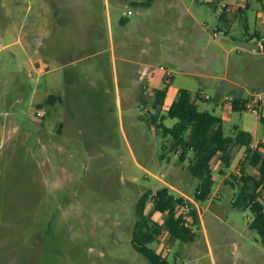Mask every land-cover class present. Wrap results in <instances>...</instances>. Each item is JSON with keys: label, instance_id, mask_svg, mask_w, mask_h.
<instances>
[{"label": "rangeland", "instance_id": "1", "mask_svg": "<svg viewBox=\"0 0 264 264\" xmlns=\"http://www.w3.org/2000/svg\"><path fill=\"white\" fill-rule=\"evenodd\" d=\"M134 1L0 0V264H151L131 230L139 197L164 186L182 197L176 215L193 231L158 235L172 264H264L253 212L232 205L228 182L257 174L246 147L231 148L229 166L213 158L211 192L197 200L199 179L153 124L142 90L166 89L167 104L188 89L226 136L237 126L255 147L264 139V0H240L247 6L223 17L216 0ZM140 62L152 82L140 80ZM235 96L260 112L232 110ZM154 108L155 123L176 121L166 105ZM259 194L264 205V185ZM152 205L149 196L146 214Z\"/></svg>", "mask_w": 264, "mask_h": 264}, {"label": "trees", "instance_id": "2", "mask_svg": "<svg viewBox=\"0 0 264 264\" xmlns=\"http://www.w3.org/2000/svg\"><path fill=\"white\" fill-rule=\"evenodd\" d=\"M152 1L134 2L150 5ZM241 9L238 8V10ZM256 35L264 41V34L257 32ZM154 95L152 107L160 108L166 97V89H155ZM197 96L201 98L199 93ZM54 100V96L48 97L49 102ZM252 100V98L235 96L230 102L231 109L252 110V107L246 105L249 101L252 103ZM166 113L169 117L176 118L171 126H166L162 122L155 123L160 115L156 112L152 114L153 124L161 128L163 135H169L172 138L171 150L176 152L181 160L189 159V171L199 179L194 194L197 200H204L211 192L215 181L211 165L213 158L219 154L225 166H229L232 159L231 148L235 145L246 147L249 164L257 169V174L231 175L234 180L228 179V182L232 187L237 186L232 205L237 208L251 209L254 216L250 225L257 230L261 243L264 245V205L259 199V190L264 185V152L258 148L264 146V142H258L255 147H251V134L246 130L238 129L237 126H235L237 130L234 136H226L222 127V118L208 111L199 110L188 89L178 91L176 98L166 107ZM160 118H164V115ZM261 119L264 120V116H261ZM240 171L244 172L242 168ZM149 196L152 197L153 205L150 213L146 214L144 206ZM182 200L181 196H175L168 187L164 186L157 188L152 194L149 191L144 192L136 203L137 219L133 223L130 241L133 248L143 254L151 264H172L169 258L157 251L155 246L162 229H166L174 238L189 239L193 236L190 227L185 226L183 216L176 215V207ZM189 211L192 215V223H196L195 210ZM154 212L165 213L163 224L152 221L151 213Z\"/></svg>", "mask_w": 264, "mask_h": 264}, {"label": "built area", "instance_id": "3", "mask_svg": "<svg viewBox=\"0 0 264 264\" xmlns=\"http://www.w3.org/2000/svg\"><path fill=\"white\" fill-rule=\"evenodd\" d=\"M206 2H209V0H205ZM217 3H218V7H219V12H218V15H221L223 14L226 10L228 9H238V8H243L245 7L246 5V2L245 1H239V0H236V1H233V2H228L226 0H216ZM126 14H131V11L128 10ZM257 47H258V50L259 52H264V41L263 39L259 40L258 41V44H257ZM161 68H164L163 66H161ZM257 97L255 99H261L263 96H260V95H256ZM254 98V97H253ZM231 99H227V100H230L231 102ZM257 104V103H256ZM246 105L248 107H252L253 109L252 110H257V107H254V104L251 103L250 101L246 103ZM260 112V111H258ZM45 114V112L41 109H39L37 112H36V115L39 116V117H43ZM260 142H264V139L261 140ZM253 145L255 146L256 144L253 143Z\"/></svg>", "mask_w": 264, "mask_h": 264}, {"label": "crops", "instance_id": "4", "mask_svg": "<svg viewBox=\"0 0 264 264\" xmlns=\"http://www.w3.org/2000/svg\"><path fill=\"white\" fill-rule=\"evenodd\" d=\"M139 1H141V0H139ZM233 1H236V0H233ZM240 1V0H239ZM229 2H232V1H229ZM226 14V12H224L223 14H222V17L224 16ZM41 41V38L40 37H38V43ZM140 63H142V62H140ZM145 67H144V70L140 73V75H142V77H141V81L143 80V82H152L153 81V73H150V71L149 70H147L148 68H146L147 67V65H149L148 63H142ZM144 79L146 80V81H144ZM143 92H146V95L149 97L150 96V98L151 99H153V101H154V99H155V95H154V88H145V87H143ZM166 98H167V95H166V97H165V99H164V103H163V105H166V107L170 104V102L173 100H170L167 104H165V102H166ZM242 98H245V97H242ZM151 110H153V114H154V112H155V110H154V108H152Z\"/></svg>", "mask_w": 264, "mask_h": 264}]
</instances>
